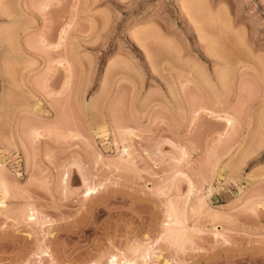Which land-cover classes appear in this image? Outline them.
<instances>
[{"label":"rangeland","instance_id":"rangeland-1","mask_svg":"<svg viewBox=\"0 0 264 264\" xmlns=\"http://www.w3.org/2000/svg\"><path fill=\"white\" fill-rule=\"evenodd\" d=\"M113 257L264 264V0H0V264Z\"/></svg>","mask_w":264,"mask_h":264},{"label":"bare ground","instance_id":"bare-ground-1","mask_svg":"<svg viewBox=\"0 0 264 264\" xmlns=\"http://www.w3.org/2000/svg\"><path fill=\"white\" fill-rule=\"evenodd\" d=\"M207 79H209L208 77H207ZM202 80V79H201ZM209 80H211V79H209ZM218 82V81H217ZM220 82V81H219ZM221 83H225L224 85H226V82H221ZM211 86V85H210ZM215 87V86H214ZM224 87V86H223ZM216 88V87H215ZM225 88V87H224ZM223 88V89H224ZM217 90V89H216ZM212 91V90H211ZM217 91H219V89L217 90ZM215 92V91H214ZM203 108V107H202ZM228 121H227V124H229L230 122H232V120L231 119H227ZM130 136H131V139L133 138V133L131 132L130 133ZM123 154H126L127 156H129L130 155V153H129V148L127 147V146H123ZM122 159H123V157H122ZM4 193H7L6 191L4 192ZM4 193H3V195H4ZM96 194H98V190L97 189H88V191H86V194H85V196H86V198H90V197H92L93 195H96ZM30 217H32V220H36V215L34 214V213H32V215H30ZM118 257V256H117ZM117 257H113L112 258V260L110 261V263L111 264H118L119 262H120V260L118 261V259H117ZM130 260V259H129ZM125 261V260H124ZM122 262V261H121ZM122 264H135V263H133V262H128V261H125V262H123Z\"/></svg>","mask_w":264,"mask_h":264}]
</instances>
